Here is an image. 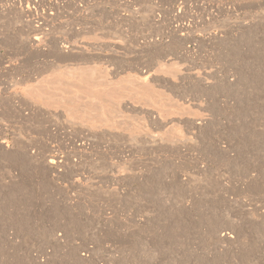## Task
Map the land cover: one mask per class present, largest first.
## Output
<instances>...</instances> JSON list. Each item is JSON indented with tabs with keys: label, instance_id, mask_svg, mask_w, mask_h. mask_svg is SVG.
I'll use <instances>...</instances> for the list:
<instances>
[{
	"label": "rangeland",
	"instance_id": "rangeland-1",
	"mask_svg": "<svg viewBox=\"0 0 264 264\" xmlns=\"http://www.w3.org/2000/svg\"><path fill=\"white\" fill-rule=\"evenodd\" d=\"M76 40L125 55L96 73L124 95L79 99L83 117L60 94L74 75L57 51ZM250 250L264 254V0H0V264H258Z\"/></svg>",
	"mask_w": 264,
	"mask_h": 264
},
{
	"label": "bare ground",
	"instance_id": "bare-ground-1",
	"mask_svg": "<svg viewBox=\"0 0 264 264\" xmlns=\"http://www.w3.org/2000/svg\"><path fill=\"white\" fill-rule=\"evenodd\" d=\"M150 14V13H149ZM20 15V14H19ZM32 26V25H31ZM33 28V27H32ZM40 29V28H39ZM39 29H38V31H39ZM35 30H37V28H35ZM40 33V32H39ZM36 34V36H34L33 35V37L32 38H34L35 40L34 41H36V40H41L40 38H41V33L40 34ZM116 37V36H115ZM86 38V37H85ZM89 38V37H88ZM94 38V37H93ZM92 38V39H93ZM97 38V37H96ZM121 38V37H120ZM43 39V38H42ZM98 39V38H97ZM89 40V39H88ZM83 41V40H82ZM94 41V40H93ZM96 41V40H95ZM116 41V40H115ZM37 42V41H36ZM38 43V42H37ZM87 43V42H86ZM100 43L101 42H99V44H97V43H93V42H91V43H87L89 46H86L85 44H83V43H80L79 42V40H76V41H74L73 43H69V44H67V45H64V47H59L58 49V54H60V60L61 61H71L70 62V65H72V66H70V69H72V73H73V75H74V80H71V81H65V82H62V83H64L63 84V87H62V90H61V92L62 93H60L61 95H62V98H63V93L65 94V96L66 95H68V97L71 99V103L70 104H72L74 101V98H76L75 100H77V103H75V104H73V105H77L78 104V106H77V110L76 109H74V107L73 108H70V109H74V110H76V111H78V110H80V112L82 111V109H83V107L82 106H79V103L78 102H80V104H81V101H79V99L81 100V98H86V99H90L91 101H95V100H93V99H98V98H100V100H102V102H107V100H108V96L110 95V97L112 96L113 97V95H117V96H120V95H122L123 94V92H125V91H123L125 88H123L122 86H120V87H118V86H116V87H113V88H110V83H109V79H107V80H105L106 78H104V79H100V77H97L96 75V73H97V71L98 70H102V69H104V71H106V75L107 76H105V77H108V75H111V77H115L116 75H114L115 74V72H112L111 70H109L108 69V67L107 66H109V65H107V64H112L111 62H115V60L116 61H122V59H123V57L125 56L124 54H122L123 52H121L120 51V49H122V47L121 46H119V45H116V44H109V45H106V44H108V43H106V44H104V43H102L101 45H100ZM123 44V43H122ZM35 46H36V44H34ZM40 47V46H39ZM104 47L105 48H107V49H109V50H107V51H110V53H104L103 52V50H104ZM123 51V50H122ZM187 52H186V54H185V56H187ZM189 55L190 54H188V57H189ZM153 57L154 58H152V62L149 64V65H147L145 68H141L140 69V71H139V73H137V74H133V75H131V77L133 76V77H135L134 79L136 80V81H138V82H142V80H146L147 79V77L148 76H150L151 75V73H152V71H153V65L152 64H154L155 63V56L153 55ZM187 59V58H186ZM198 60V59H197ZM73 61V62H72ZM126 61H127V58H126ZM128 62V61H127ZM123 62H121L120 64H122ZM132 64V63H131ZM63 65H66V64H59L58 65V67H62ZM105 65V66H104ZM107 65V66H106ZM113 65V64H112ZM132 68V67H131ZM188 70H190L191 68H187ZM117 71V70H116ZM206 71V70H205ZM197 72V71H196ZM102 73H103V71H102ZM117 73H119L118 71H117ZM204 73V72H203ZM112 74H113V76H112ZM145 74V75H144ZM198 74V73H197ZM197 74H192L191 75V73L190 74H188V75H186L187 77H189V78H192L193 80H195V82L198 84L199 83V85L201 84H203V80H204V75L206 74H198L199 76H195V75H197ZM63 75V77L65 76V74L63 73L62 74ZM100 75V74H99ZM153 75H155V74H153ZM102 76V75H101ZM130 77V76H129ZM154 77V76H153ZM206 77V76H205ZM65 78V77H64ZM67 78H69V77H67ZM99 78V79H98ZM125 78V77H124ZM208 78V77H207ZM71 79V78H70ZM126 79V78H125ZM109 80V81H108ZM130 80V79H129ZM128 80V81H129ZM131 80H132V78H131ZM122 81V80H121ZM167 81V80H166ZM113 82V81H112ZM171 82V81H170ZM146 83V82H145ZM168 83V82H167ZM148 84V83H147ZM170 84V83H169ZM168 84V85H169ZM136 85H137V83H136ZM155 85V84H154ZM171 86H172V84H170ZM59 87V86H58ZM71 87L72 88H74V89H71ZM122 87V88H121ZM56 89H58V88H56ZM121 89H123V90H121ZM73 90V91H72ZM121 90V91H120ZM147 90L148 91H151V92H153V94H150V95H153V97H159L160 96V92L157 90V91H154L153 90V86H151V85H149V86H147ZM60 91V90H59ZM57 92H58V90H57ZM130 92H131V90H130ZM122 93V94H121ZM147 93V92H146ZM119 94V95H118ZM126 94V93H125ZM131 94V93H130ZM133 95H138V93H132ZM15 96H18V94L16 93V94H14ZM21 94L19 93V96H20ZM124 95V94H123ZM195 96H197V95H195ZM67 97V99L69 100V98ZM199 97V96H198ZM117 98V97H116ZM139 98V97H138ZM193 98V97H192ZM200 98V97H199ZM64 99V98H63ZM110 99V98H109ZM133 99V98H132ZM194 99H196V97H194ZM111 100V99H110ZM199 100V99H198ZM67 101V100H66ZM73 101V102H72ZM89 101V100H88ZM98 101V100H97ZM96 101V102H97ZM86 102H87V100H86ZM96 102H94V104L96 105ZM99 102V103H98ZM97 103V106L100 104V101H98ZM112 102V101H111ZM119 102V101H118ZM62 104H64V105H66L67 103L64 101V103L63 102H61ZM60 103V104H61ZM66 103V104H65ZM89 103V102H88ZM91 104H93V102H90ZM58 104V103H57ZM61 104V105H62ZM112 104V103H111ZM115 104V103H114ZM59 105V104H58ZM57 105V107H59ZM100 105H103V104H100ZM100 105L98 106V109L96 108V107H94L92 110H100L99 108H101L100 107ZM131 105V104H130ZM71 106V105H70ZM92 105H90V107H91ZM104 106V105H103ZM129 106V105H128ZM67 107V106H66ZM69 107V106H68ZM72 107V106H71ZM80 107H82V109L80 108ZM106 107H107V105H106ZM105 107V108H106ZM126 107V106H125ZM80 108V109H79ZM104 108V107H103ZM126 109V108H125ZM69 110V109H68ZM84 112L85 111H89V112H91V109L90 108H88V107H84ZM105 109H103V113L105 112L104 111ZM106 110H107V108H106ZM110 110V109H109ZM119 110V109H118ZM124 110V109H123ZM130 110V109H129ZM76 111H75V114H77L78 113V115H77V117H83L82 116V114H83V111L79 114V111L76 113ZM120 111V110H119ZM107 112V111H106ZM100 113V112H99ZM101 113H102V110H101ZM147 113V112H146ZM85 114V113H84ZM107 114L108 113H106V116H107ZM112 114V113H111ZM80 115V116H79ZM96 116H98L97 114H96ZM124 116V115H123ZM147 116V115H146ZM89 117V116H88ZM88 117H87V119L86 120H88V121H90L89 119H91L90 117H89V119H88ZM108 117V116H107ZM119 117V116H118ZM104 118V117H103ZM110 117H108V119H109ZM114 118V117H113ZM113 118H111V120L113 119ZM154 120H156L157 119V117H155V116H153L152 117ZM80 119H82V118H80ZM92 119H94L95 121H97V119L96 118H92ZM106 117H105V120H102L101 122L103 123V124H105V125H107V126H110L109 124H110V122H109V120H108ZM83 120H85L84 118H83ZM100 120H101V118H100ZM115 120V119H114ZM119 120V119H118ZM162 120V119H161ZM95 121H93V122H95ZM126 121V120H125ZM97 122H99V119H98V121ZM101 122H99V123H101ZM119 122V121H118ZM107 123V124H106ZM112 123L114 124V121H112ZM117 123V122H116ZM156 123V122H155ZM115 125V124H114ZM98 127H100L101 126V124H100V126L99 125H97ZM112 126V125H111ZM116 126H118V125H116ZM97 127V128H98ZM104 128V127H103ZM111 128V127H110ZM89 135V134H88ZM87 136V135H86ZM90 136V135H89ZM114 139V138H113ZM117 139V138H116ZM174 148V147H173ZM67 159V158H66ZM48 162V161H47ZM56 161L53 159V160H50L49 161V164H48V167H51L52 165H53V163H55ZM58 164V163H57ZM206 180V179H205ZM255 210V209H254ZM214 231V230H213ZM218 231V230H217ZM215 232V231H214ZM215 234H218L217 232H215ZM214 234V235H215ZM220 234H221V232H220ZM219 234V235H220ZM236 234V233H235ZM217 236V235H216ZM238 236V235H237ZM231 237H233V236H231ZM235 237V236H234ZM219 242H220V244H222L223 245V243H225L226 244V242L228 243V244H231V243H233L230 239V237H228L227 235H220L219 237ZM237 237H235L234 239H236ZM233 239V240H234ZM236 243V242H235ZM224 244V245H225ZM223 245V246H224ZM225 247V246H224ZM248 256H249V258L251 259V261L253 260V259H256V260H258V261H256V263L258 262V264H259V261L261 262V261H263L264 262V254H262V253H260L259 251H253V250H250V252H248ZM248 258V259H249ZM243 261V260H242ZM250 261V260H249ZM249 261H247L246 263H248ZM250 261V262H251ZM254 262V261H253ZM252 262V263H253ZM242 263H244V262H242ZM249 264V263H248Z\"/></svg>",
	"mask_w": 264,
	"mask_h": 264
},
{
	"label": "crops",
	"instance_id": "crops-1",
	"mask_svg": "<svg viewBox=\"0 0 264 264\" xmlns=\"http://www.w3.org/2000/svg\"><path fill=\"white\" fill-rule=\"evenodd\" d=\"M119 9H121V7Z\"/></svg>",
	"mask_w": 264,
	"mask_h": 264
}]
</instances>
